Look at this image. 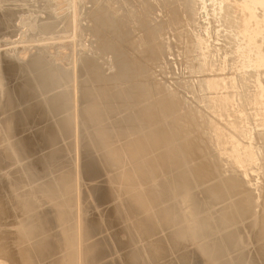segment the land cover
Returning <instances> with one entry per match:
<instances>
[{
	"label": "rangeland",
	"instance_id": "rangeland-1",
	"mask_svg": "<svg viewBox=\"0 0 264 264\" xmlns=\"http://www.w3.org/2000/svg\"><path fill=\"white\" fill-rule=\"evenodd\" d=\"M81 1L83 0H67L66 4L74 7V13L70 16V18H68V20L64 22L61 30L64 29L63 26L69 21V19L71 22V29L75 23L77 24L79 22L83 23V25L85 26H88L90 24L89 23L90 16L88 15L91 14V12L93 13L97 9H100L93 3L92 0H90L91 3L89 5L90 6L89 9H92V11L88 10V12H86V8L81 4ZM182 1L180 2V0L179 1L177 0V2L175 3L174 0L173 1L169 0V2H167V4H169L168 6L169 8L170 6H175V8L173 7L170 9L168 8L169 11L171 10V12H173L175 11V9L176 11L183 10L182 12L180 11L182 14H176V15L162 14L161 12L160 14H158L159 12L157 11L156 12L157 14H151V16L148 17V18L153 17L154 19L156 17L155 21L158 20L160 21L158 28L159 34L156 36V38L154 37L151 38V40L154 39L153 41H150L148 39L147 45L143 46V47H149V46L154 47V53L152 54V57H150L149 52H147L146 54L143 52L139 54L137 53L138 56L136 57H138V60H135V62L141 63V65H143L142 67H145L143 73L144 76L143 75L141 76V74L138 72L133 74L134 76L132 81L135 83V86H137V89L135 91H132V94L133 92H137L138 96L131 95L132 96L131 97L130 94L121 91L122 93H120V96L117 97L114 94L115 93L114 90L117 87V85L121 84L122 82L119 83L115 81L112 82L109 81V82H102L101 84L99 82H95V85L94 84L92 85L90 84L91 82H89L88 79H86L85 81L86 78L85 75L88 74L85 71L86 72V73L84 72L85 75H82V77L80 75L78 77L79 79L78 82H80L82 78H83L82 80L84 81V82L81 81L82 83L80 82L81 84L77 86L79 89L78 88L75 89L76 82L74 83V91L76 92V93L74 92L75 94L74 96L75 98L77 97L79 99L74 100L75 104H73L70 107L62 108L60 104V100L55 99L57 98V96L54 95L53 91H51L52 93L51 95L49 90L47 92L46 91L43 92L45 93L43 94L44 97L47 95L45 98L42 96L41 93L37 91L35 93L36 95L34 93L28 94L26 96V99L28 100L22 99L23 97L21 96L22 101L20 99L19 103L17 104L15 101L16 107L14 109L17 110L18 108L19 110H22V113L23 111L24 112L26 111L27 113V114L23 113L24 116L22 117V121L24 122H22L21 120L10 122V120H8L9 118L5 116L6 113L8 112V106H6L7 108L6 112L1 111L2 108H0V123L3 122V118L4 120L6 119L9 122V126L7 127V129L3 128V126H0V134L3 136V139L0 138V199H1L0 200V220H1L0 221V261H1L0 264H131V262L132 264L135 263L136 264H167V263L168 264H231V262L235 258H237L238 255L244 256L246 257V259L250 258L248 259V264H258V262L259 264L261 263L264 264V261H261L264 260V258L260 259L262 253L258 250L259 248L264 247V235H262L264 234L262 233L264 232V230H262L261 228L262 226H264V223H262L264 222L262 221L264 220V218L262 219L260 218V217H264V213H262L264 212V201L261 202V200H264L262 199V195H264L262 194L264 193V191L262 190L264 189H261L264 188V186H261L264 185V182H261L262 180H264V177H261L264 176V174H262L264 173L262 172L264 170L260 171L261 169H264V167H262L264 166V164H262L264 163V156H262L264 155V103L260 104V102H264V62H262L264 61V14H261L264 13V9L260 8V6L258 5L251 4V6H249V9H253V10H250L251 14L249 15L246 14L247 16H249L246 17L243 11L244 9H246V7H248L249 0H245V1L244 0H239V1L238 0H216V1L186 0L185 2L187 4H185L184 1L183 2ZM95 3L98 4L99 6V2L97 0ZM180 3L181 4L184 3L185 5L182 4L183 6H181L182 8H180ZM243 3H245V5ZM220 4L222 7L220 6ZM43 7H45V3H43L42 0H0V15L19 14L23 18H27L26 29L28 30V34H30V38H27V41L31 44L33 40H35V38H32L33 35L34 36L46 35L45 33L52 31L49 29L40 28V25L47 20L46 17L47 14L44 11L45 8ZM183 7L184 9L188 8L189 10L186 9L184 11ZM255 12L257 14H255ZM258 13H260L262 17L260 16V14L258 15ZM257 16L259 17V19L261 17L259 22ZM242 18L244 22L242 21ZM152 19L150 20L153 21L154 19L153 20ZM255 20L258 23H262V25L260 24L262 28L258 23L256 24ZM249 26L256 29L252 30ZM246 30L249 33V37H247L248 33L246 32ZM251 32L253 34L255 33V35H253ZM1 34L2 33H0V35ZM70 34L71 33L64 34V36L68 37L70 36ZM17 36L18 34L15 35L12 39L19 40V36L18 38ZM83 36H84L83 34L79 35V41H80L79 44L85 42L84 41L85 38ZM244 36L247 37V40L246 37ZM251 36L252 39L250 43ZM253 37L255 40L257 39V41H255ZM5 39H7V37H3V39L0 40L5 41ZM91 39L92 36L90 35L89 37L86 38V42L88 41L91 42L90 41ZM253 43H255L254 44L256 45L255 47ZM85 47L86 48H79V46H77V49H80L79 51L83 52L84 56L85 55L86 57L89 56V58H92L94 62H96L97 64L99 63L98 67L97 66H94L95 68L91 67L90 71H92V73L101 70L103 72L105 71L106 74H112L116 71L117 62H115L116 60L111 53L108 52L110 54L109 55L107 51H104V49L101 50L99 48V45L94 46L92 45V43H90V47L88 46ZM189 47L191 48L189 49ZM7 57L8 56H6V59ZM195 57H198L200 59ZM9 58H11L12 60L9 61ZM14 60L16 59H13L12 57H8L7 62L8 63L10 62L11 64L12 61L13 62L12 65H15V62L16 64L21 63L17 60L16 61ZM24 62L26 61H23V63ZM137 63L133 68H131L132 70H135L138 65L141 66L140 64ZM145 63H147L149 66ZM196 63L199 68L195 66ZM198 63H200V65ZM93 65L96 64L94 63ZM112 66L114 69L112 68ZM62 67H65V69ZM62 67L58 65L56 66L55 64L52 65L51 63H49V65L43 64L42 66H40V68L43 70V78L46 84L48 85V87L58 86V85H62L64 87L65 85L67 86V90H66L67 94H70L72 93L70 87V81H69L71 78L68 80L65 78H68V76L73 75L75 72H77V70L73 73L72 66L70 67L62 66ZM146 69L148 72L146 71ZM25 71L28 72V74ZM18 72L20 73V76L17 75ZM3 73L4 72L0 70V78L3 82V87L0 88V95L1 93H4L6 89L5 86L7 83H8L7 85H10L11 88H13L15 85L20 83L21 80L22 82L20 84H23L26 80L30 82L31 80H33V75H31L32 73L29 71L28 68H26L24 72L23 70L19 71L16 68V70L11 75L12 78L11 77H10L11 79L9 78L10 80L7 79V76H5V74ZM145 73H147V75H145ZM151 73L154 74L148 75ZM200 73H202L203 75ZM14 75H16L15 77L17 78L13 77ZM4 76L6 77L7 80H9L7 81V83ZM30 77L32 79H30ZM15 79L17 81L16 82L17 84L15 83ZM214 79L216 80L227 79V80L224 81L226 83L222 81L225 85L222 84L220 90L218 88L216 89V87L214 89V85L211 83V80ZM202 80L204 81L202 82ZM145 82L146 84H144ZM20 84H18L14 88L18 87ZM96 84L98 86H102V90H103L98 94H96L94 91L96 88ZM156 84L158 86L157 91H155V89L151 90L152 92L150 90H146L149 86L151 85L156 86ZM58 89L62 90L61 86H58ZM80 90L82 91V93L80 92ZM19 92H21V90H19ZM78 93L80 94L78 95ZM23 94L24 92L22 91V95ZM210 95L211 97H209ZM53 96L54 98H52L53 99L52 100L51 97ZM80 96L82 98V101L80 100ZM82 96L85 98V100ZM215 96L216 98H214ZM220 96H224L225 98L229 99L230 103L227 105L229 106L228 107L229 109L226 108L228 109L226 110L228 112L223 111L224 113L217 114V107H215L217 105L216 99H218ZM211 98L214 101L213 105L211 103L212 102ZM14 99L17 100V98L15 97ZM45 99H48V101H50L51 104L50 106H48L49 105L48 101ZM34 100L37 101L36 104L40 103L36 106L37 108L35 107L36 104ZM29 101H31V103ZM99 101L100 103L101 102L104 103L105 106L101 107L102 105L99 103ZM232 101L235 103H233ZM256 101L258 103H256ZM209 103L213 106L212 108H210L211 105ZM214 103L216 105H214ZM11 104L12 103L9 102L8 105L11 106ZM41 104H45V106ZM79 105H81L80 108ZM18 106L22 109H20ZM24 106H27L29 109L27 107L23 109ZM39 106L42 107L44 106L43 107L44 109L41 107L40 112H36V110L39 111L40 108ZM46 107L49 110L52 107L51 111H48ZM86 107L87 109H85ZM204 107H206L205 110L203 109ZM96 108L97 110L98 108H100L101 111H105V114L107 115H102V117H100V119L97 122L96 120L93 119L95 122L94 123L92 122V117L94 118L96 113L100 111L98 110L96 112ZM46 109L48 114L51 115V118L48 114L45 113ZM84 110H86L87 114H89L88 116L85 113H83L84 115L82 116V112H84ZM41 112L45 114L44 115L45 117L48 116L49 119L42 116ZM225 112L226 113L231 112L230 113L231 115H228ZM36 113L37 115L40 114L39 115L40 118L32 117V115L34 116L36 115ZM54 113H56V115ZM222 114L224 116L221 117ZM26 115L29 117H27ZM217 115H220L219 116L220 118H218ZM30 116L33 119L35 118V120L37 121L34 122L35 124H30L31 123ZM23 118L26 120H24ZM86 118L88 119L91 118V120H88L90 121L89 123L86 122L87 121ZM119 118H121V120L123 121H121ZM27 119H29L28 120L29 122L27 121ZM33 119L31 121H34ZM118 119L119 122H117ZM200 120L204 124H202ZM219 120L220 122H218ZM53 121L56 122H54L53 124L52 123ZM16 122L19 125L21 123L20 127H18L19 125L16 124ZM27 122L29 125L27 124ZM223 122H225V125ZM12 123H14V125ZM46 123H49L48 125L50 126L47 125L44 126ZM51 123L53 124V126H51ZM86 123L87 124L91 123L92 124L90 125L91 127ZM58 124L59 125L61 124L63 128H66V130H68L67 128L72 126L70 127L72 128V131L62 135L61 133L62 129L61 127L59 128V126H57ZM24 127H26L27 129ZM43 127H48L45 128L48 131H50L49 128L52 127L50 128L52 132H55L56 130L55 133L51 134V136H56L51 138L52 142L51 139L50 141L49 140L44 141L43 139L40 138L41 135H44L43 133L47 131ZM120 127L122 128L120 129ZM19 128L20 129L24 128V129L20 130ZM38 128L40 129L39 131L40 133H38L37 131ZM41 128L42 130L43 129L45 130V131L43 130V133H41L42 132ZM102 128L104 129V132ZM243 128H244V132L246 129L247 131L249 130L247 132L248 134L242 133L243 131L241 132ZM16 131L18 135L17 133H15ZM105 131H107L106 135L108 133L107 138L105 137L106 136L105 134L104 135L101 134L102 132L105 133ZM220 132L222 134H220ZM215 133L217 134L219 133L220 136L226 134L224 137L222 136V138H225L227 136L229 139H231L232 142L234 141L235 143L234 142L233 143L235 150L238 148L246 149L248 147L249 150L251 151V155L255 156V157L253 156L254 161L252 165L254 164L256 166L257 164L261 163V165H259L261 169L258 165H257L258 167L257 166L255 167L253 165L248 169L246 168V171H248V175L246 174L247 172L243 174V172L245 171L244 168L242 169L241 166L237 167L236 164L231 162L232 161L231 152H228V154L226 152L227 151L226 148L229 144L227 145L225 144V141H221L220 140L221 137L219 136V134L216 136ZM252 133L253 134L255 133L254 134L255 136ZM37 134L40 136L38 137ZM89 134L90 136H88ZM243 134L245 135L243 136ZM36 135L38 138H36ZM246 135L247 136L249 135L250 140L246 138L247 137ZM14 136L15 139H13ZM91 136L95 137L94 139L95 140L97 139V141L91 139L90 138ZM218 136L220 137L219 139ZM17 137L19 139H17ZM213 137H216V139L213 140ZM23 138L27 140L26 141L27 143L24 142L23 144L24 141ZM54 138L56 139V141H54L55 140ZM87 138H90L91 141ZM253 138L256 140H254ZM20 139L23 141H21ZM247 139L248 142L250 141L249 143L248 142L246 143ZM92 140L94 141L93 143ZM219 144L220 146H218ZM246 145H250V146L246 147ZM242 146H245L246 148ZM6 149H8L9 154H7ZM189 149H192L193 153ZM111 150H116V152L118 151L117 154L119 155V158L115 165H113V163H111L108 159L107 161L104 159V162L106 161L105 163L102 162L103 161L102 158L105 157L103 153L105 154V152ZM183 151L184 152L188 151L187 152L188 156ZM220 151L222 152L220 153ZM224 151L226 152V154H224ZM190 152H191L190 155L191 157L188 154ZM237 152H239V150ZM101 155H103V157ZM219 155L221 156V158ZM100 157L102 160H100ZM183 161L185 162V164ZM255 161L257 164H255ZM107 162L108 165H106ZM252 167L254 168L255 171L253 170ZM240 171H241V175H239ZM128 175L131 177V181L125 182V176ZM257 175L260 177L258 178ZM183 176L188 177V181L190 182V186H189L190 188H188V190L189 191L191 190L190 192L192 193V197L194 199H199L198 201H200V199H204L205 190H207L209 187H212V185L223 186L225 183H228L226 182L227 178L228 180H232V181L234 180V183H236L235 180H237V183L235 184L236 185L235 190H231L229 188V185L232 184L231 182L229 184H225L224 185L225 189L223 191V196L225 195L224 197L222 196L221 198H219V200L217 201L215 200L209 205L202 204L201 207L202 209L199 208L196 212L193 211L190 214L188 211L185 210V204L187 205V203L184 204V202L181 200L182 198H180V196L182 197L183 195L181 190H178L177 188V186L179 187L180 180L184 178ZM10 179L14 181L16 186L15 185L13 186ZM121 180L124 181L122 182ZM161 180L163 181L165 180V181L161 182ZM250 180L251 182L253 181L254 183L253 182L251 183ZM169 181L171 182L169 183ZM248 181L249 183L248 185H246L247 184L246 182ZM244 184L246 185V187ZM256 186L258 188L261 186V188L258 189ZM249 187H251L252 190H249L250 189ZM131 189H134L136 194H138L140 197L147 196L148 198H150L149 194H151L152 192L154 195V191L157 194L166 195L167 196L166 199L163 197L162 199L159 198V200L156 203L165 204L166 206H172L173 209H177L179 211V217L173 218L172 215H170V212L168 210H165L163 212L169 215L170 222L169 221H167L166 223L163 222V224L157 223L158 226L157 228H154L153 230L154 232L153 231L148 232L146 230V226L144 223V219H145L144 215L137 207L132 208V206L130 205L131 199L128 200L129 198L128 195ZM253 189L255 192L254 194H252ZM260 189L262 193L259 191ZM255 190H258L260 193L258 191L256 192ZM134 191H131L130 193L135 194ZM163 191L166 194L163 193ZM28 193L35 198H32ZM246 193L248 195L250 194L249 196L248 195L245 196L247 198L243 196V194L246 195ZM251 194L254 196L251 197L252 196ZM258 194L260 195L262 194V195L260 196ZM13 195L16 197L15 199H17L18 196H20L21 200H22L21 196L25 195L23 200L28 201V202L24 201L25 204L28 203L25 205V207H27V205L29 206L30 204L33 206L32 207L30 205V207H27L31 209L33 208L32 209L33 212L30 211V215L28 216V218L24 216L25 215L24 211L23 213H21L22 212L21 210L25 208L23 206V202L21 203L22 205L19 206L20 203L19 201L18 203L19 207L17 206V203H15V200L14 203L12 202L14 199V197H12ZM240 195L243 197L241 198ZM257 195L260 196L261 198L257 197ZM26 197L27 198L31 197L30 198L31 203L28 200L29 198L26 199ZM250 197L255 200H251ZM148 198L147 200H149ZM257 198H259V200ZM32 199L33 202L35 201L33 204H32ZM245 199L246 200L250 199L253 204L250 202V200L248 202ZM18 200L19 198L17 199V202ZM239 200L246 201L247 205L246 203L243 204ZM238 201H239L238 203L239 205H234ZM11 202H12V206L10 204ZM157 204L155 203L152 204V208L160 207L159 205L156 206ZM176 204L178 205L176 206ZM181 204L183 206H181ZM228 205L230 207H228ZM252 205L253 207H251ZM36 207L38 208L36 209ZM61 207L63 208L60 209ZM177 207H179L181 210ZM224 209L225 211L230 210L232 213L236 215V218L234 219L230 218L228 221L223 220L222 223L229 224L230 225L229 228L232 227L235 229L238 228L237 230L240 233L241 240L240 243H238L236 246L241 244L242 245L238 247L234 246V248H238V249H233L234 251L232 250L231 253L232 257L217 258L216 254L217 255L219 254L218 251L209 252L207 249L209 247L208 245L210 238H206L205 236L197 232L198 234L197 233L193 234L195 238L192 237L193 238L192 240L190 235L188 234L189 225L190 222H192L193 220H198L205 215L208 214L210 216H212L211 214L219 215L218 214L219 211L222 210L221 213H223ZM61 211L64 212L62 217L60 215ZM241 211H245V213L244 215L240 214L241 216L240 217L238 212L240 213ZM256 211H258L262 216H260L259 213L256 215L257 213ZM184 212H185V217L187 214L190 217L187 215V217L189 218L187 217L185 218L183 214ZM154 215L158 216L159 212H156ZM151 217L153 218V215ZM260 220L262 222H260ZM185 223L187 224L186 226ZM83 225L85 226L84 228L88 230L87 233L88 237L86 238H83L82 236ZM259 225L261 226L259 227ZM180 227L181 229H179ZM223 230L219 232L222 233ZM256 230L257 232L255 233ZM174 232L175 233L179 232L178 235H180V237L177 234H175V236L177 235L181 241L176 240L178 239V237L176 236L177 237L176 238L174 235L173 236L175 237L176 241L173 240L172 233ZM219 232L214 233L212 237L215 236L214 238H216L217 236H220ZM244 232L247 233V234L245 233L246 236ZM171 237H172V241H171ZM89 240L92 241V242L90 241V243L93 245V248L95 249L94 251L95 255H89L88 257L82 259V257L84 256L83 253H81L82 252L81 250H83V246L86 244V241L89 242ZM177 241L178 243H176ZM83 242L85 243L84 245ZM40 243L46 247L47 252L46 250L39 252ZM175 243L176 245L177 244L178 245L174 246ZM25 246L30 249L32 248L33 250H29ZM34 246L36 247L37 250L34 248ZM23 247L25 248L23 249ZM78 248H80V250H78ZM25 249L29 250L31 253L36 250L37 254L39 253L41 254H39L38 256L35 255L36 258L31 260L30 258L26 257V255H24L26 251ZM35 252H33L32 254H35ZM78 252L80 253V255ZM203 252L204 254H202ZM42 254H44L43 256L45 257H41ZM132 255L133 257H131ZM37 258H39V260ZM127 258L130 259L128 260ZM231 258H233V260ZM146 260H148L147 263Z\"/></svg>",
	"mask_w": 264,
	"mask_h": 264
},
{
	"label": "bare ground",
	"instance_id": "bare-ground-1",
	"mask_svg": "<svg viewBox=\"0 0 264 264\" xmlns=\"http://www.w3.org/2000/svg\"><path fill=\"white\" fill-rule=\"evenodd\" d=\"M43 1V3H45V7H43V8H45L44 9V11L46 12V17H47V20L43 23V24H41L40 25V28L41 29H43V28H45V29H49V30H52V31H50V32H48V33H45L46 35H41V36H39V35H36V36H34L33 35V37L32 38H35V40H33V42L30 44L28 41H27V38H30V34H28V30L26 29V24H27V18H23V17H21V15H16V14H2V15H0V33H2L1 35H0V39H3V37H7V39H5V41H1L0 40V63H1V66H0V70H2L4 73L3 74H5V76H7V79H9L10 77H11V75H12V73L16 70V68H17V70H19V71H22L23 70V72H24V70L26 69V68H28L29 69V71L32 73L31 75H33V80H31V82L30 81H28V80H26L23 84H20L21 82H22V80H21V82L20 83H18V84H20L18 87H16V88H14L15 86H17L18 84L16 83L17 81H16V79H15V83L17 84V85H13L12 87L13 88H11V86L10 85H7L8 83H7V81H9V80H7L6 79V77H5V80H6V86H5V91H4V93H1V95H0V108H2L1 109V111H7V108H6V106H8V112L6 113V115L5 116H7L8 118V120H10V122L12 121H19V120H21L22 121V117L24 116L23 115V113H26V111L24 112L23 111V113H22V110H19L18 108H17V110H15L14 108L16 107V104L17 103H19V101H20V99H21V96L23 97L22 99H25V100H28V99H26V96L28 95V94H30V93H36L37 91L39 92V93H41L42 94V96H43V94H45V93H43L44 91H49L50 93H51V91H53L54 92V95L55 96H57V98H55V99H57V100H60V104H61V107L62 108H66V107H70V106H72L73 104H75V102H74V100H76V99H79V98H75V94H74V83L76 82V85H75V89H77L78 87V85L79 84H81L82 82L81 81H83L82 79H81V83L80 82H78V77L81 75V77H82V75H85L84 74V72L86 71L88 74L87 75H85L86 76V78H85V81H86V79H88V81L89 82H91L90 84H94L95 85V82H99L100 84L102 83V82H109V81H115V82H122L121 84H119V85H117V87L115 88V90H114V94H115V96H117V97H119L120 96V93H122L121 91H123L124 93H127V94H130V96L132 95H137L138 96V93L137 92H133V94H132V91H135L136 89H137V86H135V83L132 81L133 80V74L134 73H136V72H138V73H140L141 74V76L143 75L144 76V70H145V67H142L143 65H141V63H137V62H135V60H138V57H136V56H138L137 55V53L139 54V53H147V52H149L150 53V57H152V54L154 53V47H152V46H149V47H143V46H145V45H147V43H148V39L150 40V41H153L154 39H152L151 40V38L152 37H154V38H156V36L159 34V30H158V28H159V23H160V21L158 20V21H155V19H156V17H155V19L153 18V17H151V18H148V17H150L151 16V14H157L156 12L158 11L159 13L158 14H160V12L162 13V14H182L181 12L183 11V10H180V11H176V9H175V11H173V12H171V10L169 11L168 10V6H169V4H167V2H169V0H97L98 2H99V6H98V4H96L95 2H96V0H92L93 1V3L97 6V7H99L100 9H97L95 12H91V14H89L88 16H90V18H89V25L88 26H85V25H83V23H75L73 26H72V29H71V22H70V19H69V21L63 26V28L64 29H62L61 30V28H62V25L64 24V22L66 21V20H68V18H70V16L74 13V7L73 6H69L68 4H66V2H67V0H42ZM173 1V0H172ZM179 1V0H178ZM182 0H180V2H181ZM184 1V3L185 4H187L185 1L186 0H183ZM182 1V2H183ZM204 1V0H203ZM216 1V0H215ZM239 1V0H238ZM245 1V0H244ZM174 2L176 3L177 2V0H174ZM190 2V1H189ZM242 2V1H241ZM90 3H91V1L90 0H83V1H81V4L86 8V12H88V10H90V11H92V9H89V5H90ZM184 3H182L183 5H185ZM222 3V2H221ZM224 3V2H223ZM181 3H180V8H182L181 6H183ZM225 4V3H224ZM244 5H245V3H243ZM242 4V5H243ZM249 5H248V7H246V9H244V11H243V13H244V15H249V14H251V11L250 10H253V9H249V6H251V4L252 5H258V6H260V8H262V9H264V0H249V3H248ZM199 5V4H198ZM197 5V6H198ZM247 5V4H246ZM188 6V5H187ZM220 6H221V4H220ZM175 8V6H170V8ZM186 7V6H185ZM222 7V6H221ZM244 7V6H243ZM254 7V6H253ZM257 7V6H256ZM169 8V9H170ZM200 8H202V7H200ZM183 9H184V7H183ZM186 9H188V8H186ZM186 9H184V11L186 10ZM195 9H196V7H195ZM204 9V8H203ZM243 9V8H242ZM257 9V8H256ZM178 10H179V8H178ZM189 10V9H188ZM258 10V9H257ZM216 11V10H215ZM239 11V10H238ZM261 11V10H260ZM184 13V12H183ZM150 14V15H149ZM255 14H257L256 12H255ZM260 13H258V15H259ZM261 14H264V13H261ZM261 14H260V16H261ZM175 15H174V17H175ZM246 15V17H249V16H247ZM254 15V14H253ZM253 15H252V17H253ZM152 16H154V15H152ZM166 17V16H165ZM170 17V16H169ZM244 17V16H243ZM258 17V16H257ZM262 17V16H261ZM261 17H260V19H261ZM154 20H153V19ZM150 19H152L153 21H151ZM178 19V18H177ZM245 19V18H244ZM255 19V18H254ZM259 17H258V22H259ZM172 20H173V18H172ZM256 20H257V18H256ZM256 20H255V22H256ZM178 21V20H177ZM176 21V22H177ZM242 21L244 22V20H243V18H242ZM249 21V20H248ZM248 21H247V23H248ZM181 22V21H180ZM250 22V21H249ZM251 22H252V20H251ZM258 22H256V24L258 23ZM245 24V23H244ZM259 25L261 24L262 25V23H258ZM177 25V24H176ZM246 25V24H245ZM250 25V24H249ZM260 25V26H261ZM251 26V25H250ZM249 26V27H250ZM253 26V25H252ZM255 26V25H254ZM259 26V27H260ZM247 28V27H246ZM252 30L253 29H256V28H252V27H250ZM258 28V27H257ZM261 28H262V26H261ZM69 29H71V30H69ZM242 29H243V27H242ZM245 29V28H244ZM247 30H249V29H247ZM246 30V32L248 33V31ZM251 31V30H250ZM258 31V30H257ZM242 32H243V30H242ZM255 32H256V30H255ZM260 32V31H259ZM69 33H71L70 34V36H68V37H70V38H68V37H65L64 36V34H69ZM246 33V34H247ZM252 33V32H251ZM251 33H250V35H251ZM262 33V32H261ZM18 34V36H19V40H13L12 38L15 36V35H17ZM81 34H83L84 36V38H85V42H82V43H80L79 44V35H81ZM253 34V33H252ZM49 35V36H48ZM92 36V39L90 40L91 42H86V38L87 37H89V36ZM248 35V36H247ZM246 36L247 37H249V33L247 34ZM253 35H255V33L253 34ZM18 36H17V38H18ZM246 36H244V37H246ZM261 36V35H260ZM74 37H75V40H74ZM247 37H246V40H247ZM16 38V37H15ZM14 38V39H15ZM16 38V39H17ZM73 38V39H72ZM239 38H241V37H239ZM236 39V38H235ZM237 39H238V37H237ZM251 39H252V36H251V38H250V43H251ZM253 39H254V37H253ZM245 40V41H246ZM255 40V39H254ZM254 40H252V41H254ZM249 41V40H248ZM247 41V42H248ZM255 41H257V39L255 40ZM243 42V41H242ZM260 42V41H259ZM90 43H92V45H94V46H97V45H99V48L101 49V50H103L104 49V51H107V53L109 52V53H111L113 56H114V58H115V62H117L116 63V71L114 72V73H112V74H106L105 73V71L103 72V71H101V70H98V71H96L95 73H92V71H90L91 70V67H94V66H97L98 67V65H99V63L97 64L96 62H94L93 60H92V58H89V56H87L86 57V55L84 56L83 55V52H81V51H79L80 49H77V46H79V48H86L85 46H88V47H90ZM237 43V42H236ZM153 44V43H152ZM245 44V43H244ZM255 43H253V45H254ZM149 45V44H148ZM251 45V44H250ZM252 45V46H253ZM235 46V45H234ZM256 45H254V47H255ZM241 47V46H240ZM248 47V46H247ZM251 47V46H250ZM191 47H189V49H190ZM237 48H238V46H237ZM257 48V47H256ZM244 49V48H243ZM247 49V48H246ZM255 49V48H254ZM157 50V49H156ZM140 51V52H139ZM159 51V50H158ZM236 51V50H235ZM243 51V50H242ZM247 51V50H246ZM253 51V50H252ZM251 51V52H252ZM124 52H126V53H124ZM161 52V51H160ZM188 52V51H187ZM201 52V51H200ZM204 52V51H203ZM108 53V54H109ZM193 53V52H192ZM249 53V52H248ZM253 53V52H252ZM160 54H162V53H160ZM110 55V54H109ZM156 55V54H155ZM189 55V54H188ZM247 55V54H246ZM6 56H8V57H12L13 59H16L17 61H19V62H21V63H17L16 64V62H15V65H12L13 64V62L11 61V64H10V62L8 63L7 62V60H8V57H7V59H6ZM196 56V55H195ZM245 56V55H244ZM250 57V56H249ZM146 58V57H145ZM144 58V59H145ZM195 58H198V57H195ZM254 58V57H253ZM111 59V58H110ZM142 59V58H141ZM198 59H200V58H198ZM249 59V58H248ZM262 59V58H261ZM10 60H12L11 58H9V61ZM16 60H14V61H16ZM143 60V59H142ZM160 60V59H159ZM23 61H26V62H24L23 63ZM113 61V60H112ZM112 61H111V63H112ZM144 61H146V60H144ZM196 61V60H195ZM248 61V60H247ZM246 61V62H247ZM260 61V60H259ZM45 62V63H44ZM51 63L52 65L53 64H55L56 66L58 65V66H60V67H62V66H72V72L74 73L76 70H77V72H75V73H77V74H73V75H70V76H68V78H65V79H70L69 81H70V87H71V90H72V93H70V94H67V92H66V90H67V86H65L64 85V87L62 86V85H58V86H61V89L62 90H60V89H58V86H51V87H48V85L46 84V82H45V80H44V78H43V70L40 68V66H42L43 64H48L49 65V63ZM129 63V65H128V63ZM143 62V61H142ZM152 62V61H151ZM201 62V61H200ZM262 62H264V61H262ZM96 64V65H93V64ZM136 63L137 64H140L141 66H137L136 67V69L135 70H132L131 68H133L135 65H136ZM154 63V62H153ZM152 63V64H153ZM158 63V62H157ZM251 63V62H250ZM259 63V62H258ZM145 64H147V63H145ZM199 65H200V63H198ZM203 64V63H202ZM205 64H207V63H205ZM261 64V63H260ZM148 65V64H147ZM246 65V64H245ZM249 65V64H248ZM255 65V64H254ZM108 66V65H107ZM114 66V65H113ZM113 66H112V68H113ZM149 66V65H148ZM196 67H198L197 66V63H196V65H195ZM202 66V65H201ZM241 66V65H240ZM130 67V68H129ZM188 67V66H187ZM254 67V66H253ZM62 68H64L65 69V67H62ZM66 68H68V67H66ZM95 68V67H94ZM192 68V67H191ZM199 68V67H198ZM203 68H205V67H203ZM15 69V70H14ZM68 69H70V68H68ZM100 69V68H99ZM114 69V68H113ZM150 69V68H149ZM206 69H207V67H206ZM196 70V69H195ZM146 71H147V69H146ZM150 71V70H149ZM200 71V70H199ZM207 71V70H206ZM206 71H204V72H206ZM26 72V71H25ZM61 72V71H60ZM85 72V73H86ZM109 72V71H108ZM148 72V71H147ZM201 72V71H200ZM19 73V72H18ZM17 73V75H19L20 76V73L18 74ZM27 74H28V72H26ZM62 73V72H61ZM64 73V72H63ZM16 74V73H15ZM24 74V73H23ZM26 74V75H27ZM30 74V73H29ZM65 74V73H64ZM154 74V73H153ZM152 73L151 74H148V75H153ZM200 74H202V73H200ZM206 74V73H205ZM145 75H147V73H145ZM203 75V74H202ZM207 75V74H206ZM211 75V74H210ZM217 75V74H216ZM16 75H14L13 77H15ZM136 76V75H135ZM220 76V75H219ZM66 77H67V75H66ZM224 77V76H223ZM15 78H17V77H15ZM23 78H24V75H23ZM29 78V77H28ZM28 78H26V79H28ZM76 78H77V80H76ZM206 78V77H205ZM208 78V77H207ZM218 78V77H217ZM22 79V78H21ZM30 79H32L31 77H30ZM110 79V80H109ZM135 79V78H134ZM223 79V78H222ZM220 80V79H214V80H211V83L214 85V89H215V87H216V89L218 88V89H220L221 90V86H222V84L223 85H225L224 83H226V82H224V81H226V80ZM13 80V79H12ZM76 80V81H75ZM91 80V81H90ZM140 80V79H139ZM144 80V79H143ZM250 80V79H249ZM34 81V82H33ZM204 80H202V82H203ZM210 81V80H209ZM215 81V82H214ZM224 83H223V82ZM234 81V80H233ZM10 82H12V81H10ZM84 82V81H83ZM88 82V83H89ZM198 82V81H197ZM14 83V84H15ZM86 83V82H85ZM154 83V82H153ZM152 83V84H153ZM229 83V82H228ZM144 84H146V82L144 83ZM160 84V83H159ZM193 84H195V83H193ZM201 84V83H200ZM12 85V84H11ZM143 85V84H142ZM203 85V84H202ZM207 85H208V82H207ZM227 85V84H226ZM82 86V85H81ZM147 86V85H146ZM161 86V85H160ZM204 86H206V85H204ZM260 86V85H259ZM3 87V82H2V80H1V78H0V88H2ZM80 87V86H79ZM148 87V86H147ZM155 87V88H154ZM242 87V86H241ZM83 88V87H82ZM157 88H158V86H157V84H156V86H154V85H151V86H149L146 90H154L155 89V91H157ZM200 88V87H199ZM198 88V89H199ZM51 89H54V90H51ZM79 89V88H78ZM208 89V88H207ZM213 89V88H212ZM19 90H21V92H19ZM64 90V91H63ZM83 90V89H82ZM93 90V89H92ZM145 90V91H146ZM197 90V89H196ZM22 91L24 92V94L22 95ZM95 93L96 94H98V93H100V92H102L103 90H102V86H98L97 84H96V88H95ZM142 91V90H141ZM140 91V92H141ZM149 91V92H150ZM154 91V92H155ZM200 91V90H199ZM215 91V90H214ZM77 92H79V91H77ZM80 92L82 93V91L80 90ZM152 92V91H151ZM176 92V91H175ZM195 92V91H194ZM213 92V91H212ZM217 92V91H216ZM240 92V91H239ZM76 93V92H75ZM157 93V92H156ZM201 93V92H200ZM204 93V92H203ZM218 93H220V92H218ZM21 94V95H20ZM48 94V93H47ZM80 93H78V95H79ZM241 94V93H240ZM239 94V95H240ZM260 94V93H259ZM36 95V94H35ZM40 95V94H39ZM51 95H52V93H51ZM50 95V96H51ZM83 95V94H82ZM84 95H86V94H84ZM107 95V94H106ZM122 95V94H121ZM222 95V94H221ZM242 95V94H241ZM246 95V94H245ZM33 96V95H32ZM47 96V95H46ZM45 96V97H46ZM123 96V95H122ZM131 96V97H132ZM156 96V95H155ZM195 96V95H194ZM198 96V95H197ZM251 96V95H250ZM261 96V95H260ZM14 97L15 98H17V100H15L14 99ZM44 97V96H43ZM44 97V98H45ZM83 97V96H82ZM209 97H211V95L209 96ZM237 97V96H236ZM27 98H29V97H27ZM31 98V97H30ZM52 98H54V96L53 97H51V99ZM84 98V97H83ZM88 98V97H87ZM206 98V97H205ZM204 98V99H205ZM208 98V97H207ZM213 98V97H212ZM211 98V99H212ZM214 98H216V96L214 97ZM231 98V97H230ZM240 98H241V96H240ZM239 98V99H240ZM252 98V97H251ZM250 98V99H251ZM22 99H21V101H22ZM99 99V98H98ZM142 99V98H141ZM180 99V98H179ZM203 99V100H204ZM210 99V100H211ZM238 99V98H237ZM244 99V98H243ZM246 99V98H245ZM248 99V98H247ZM254 99V98H253ZM260 99V98H259ZM39 100V99H38ZM43 100V99H42ZM45 100H47L48 101V99H45ZM53 100V99H52ZM80 100L82 101V98H81V96H80ZM84 100H85V98H84ZM103 100V99H102ZM113 100V99H112ZM125 100V99H124ZM136 100V99H135ZM146 100V99H145ZM196 100V99H195ZM232 100V99H231ZM256 100V99H255ZM261 100V99H260ZM259 100V101H260ZM15 101H16V104H15ZM18 101V102H17ZM35 101V100H34ZM78 101V100H77ZM87 101V100H86ZM153 101V100H152ZM184 101V100H183ZM216 101H217V105L214 103V105H216L215 107H217V114H221V113H224L223 111H226V110H228L229 108V106H227L229 103H230V100L229 99H227V98H225L224 96H220L218 99H216ZM237 101V100H236ZM247 101V100H246ZM262 101V100H261ZM9 102H11L12 104H11V106H9L8 104H9ZM28 102V101H27ZM30 103H31V101H29ZM36 102L37 101H35V104H36ZM42 102V101H41ZM44 102H46V101H44ZM55 102V101H54ZM57 102V101H56ZM96 102V101H95ZM135 102V101H134ZM201 102V101H200ZM213 99H212V105H213ZM233 102V101H232ZM255 102V101H254ZM43 103V102H42ZM86 103V102H85ZM99 103H100V101H99ZM121 103V102H120ZM202 103V102H201ZM208 103V102H207ZM233 103H235V102H233ZM249 103V102H248ZM251 103V102H250ZM256 103H258L257 101H256ZM255 103V104H256ZM261 103H264V102H260V104ZM23 104V103H22ZM21 104V105H22ZM28 104V103H27ZM38 104H40V103H38ZM38 104H36L35 105V107L38 105ZM47 104V103H46ZM48 106H50L51 104H50V101H48ZM56 104V103H55ZM59 104V103H58ZM102 106L101 107H103V106H105L104 105V103H100ZM134 104V103H133ZM146 104V103H145ZM190 104V103H189ZM210 104V103H209ZM19 105V104H18ZM20 105V106H21ZM31 105V104H30ZM41 105H44L45 106V104H41ZM82 105V104H81ZM81 105H79V108H80V106ZM99 105V104H98ZM147 105V104H146ZM169 105H171V104H169ZM211 105V104H210ZM211 105V107L210 108H212L213 106ZM234 105V104H233ZM242 105V104H241ZM249 105V104H248ZM43 106V107H44ZM56 106V105H55ZM77 106V105H76ZM76 106H75V108H76ZM83 106V105H82ZM86 106V105H85ZM93 106H95V105H93ZM161 106V105H160ZM227 106V107H226ZM19 107V106H18ZM25 107H27V106H24L23 107V109L25 108ZM40 107V108H39ZM38 108H39V111H37L36 110V112H40V109H41V107L42 106H39ZM42 107V108H43ZM57 107V106H56ZM88 107V106H87ZM87 107L85 108V109H87ZM100 107V106H99ZM232 107V106H231ZM230 107V108H231ZM234 107V106H233ZM241 107V106H240ZM20 108V107H19ZM28 108V107H27ZM37 108V107H36ZM47 108V107H46ZM74 108V109H75ZM90 108V107H89ZM138 108V107H137ZM205 108L206 107H204L203 109L205 110ZM226 108H228V109H226ZM20 109H22V108H20ZM29 109V108H28ZM44 109V108H43ZM48 109V108H47ZM47 109H46V114H48V112H47ZM51 109H52V107H51ZM51 109L49 110L48 109V111H51ZM61 109V108H60ZM68 109V108H67ZM94 109V108H93ZM103 109V108H102ZM216 109V108H215ZM234 109V108H233ZM31 110H32V108H31ZM35 110V109H34ZM89 110V109H88ZM98 110H100V108H98ZM97 110V108H96V112L98 111ZM118 110V109H117ZM182 110V109H181ZM210 110V109H209ZM214 110V109H213ZM232 110V109H231ZM42 111V110H41ZM44 111V110H43ZM53 111V110H52ZM81 111V110H80ZM79 111V112H80ZM159 111V110H158ZM173 111V110H172ZM240 111V110H239ZM33 112V111H32ZM76 112V111H75ZM179 112V111H178ZM209 112V111H208ZM214 112V111H213ZM212 112V113H213ZM226 112H228V111H226ZM225 112V113H226ZM34 113H35V111H34ZM42 113V116H44L45 114H43V112H41ZM83 113H85V114H87V112H86V110H84V112H82V116L84 115ZM89 113H92V112H89ZM150 113V112H149ZM160 113V112H159ZM199 113V112H198ZM231 113V112H230ZM230 113H226V114H228V115H231ZM236 113V112H235ZM27 114V113H26ZM32 114V113H31ZM55 115H56V113H54ZM164 114V113H163ZM193 114V113H192ZM209 114V113H208ZM215 114V113H214ZM241 114V113H240ZM2 115H4V114H2ZM30 115V114H29ZM36 115H37V113H36ZM32 115V117H37V118H40V114L39 115ZM49 116H50V118H51V115L50 114H48ZM89 114H87V116H88ZM102 115H107V114H105V111H99V112H97L96 113V115H95V117L93 118L92 117V122H94V120H96V122L100 119V117H102ZM129 115V114H128ZM146 115V114H145ZM144 115V116H145ZM227 115V116H228ZM27 116V115H26ZM25 116V117H26ZM39 116V117H38ZM41 116V117H42ZM81 116V117H82ZM87 116H84V117H87ZM91 116V115H90ZM143 116V117H144ZM162 116V115H161ZM171 116V115H170ZM169 116V117H170ZM173 116H174V114H173ZM176 116V115H175ZM216 116V115H215ZM218 116V118H220L219 116L220 115H217ZM222 116H224L223 114L221 115V117ZM27 117H29V116H27ZM45 117V116H44ZM165 117V116H164ZM164 117H162V118H164ZM178 117V116H177ZM226 117V116H225ZM230 117V116H229ZM228 117V118H229ZM45 118H48V116H46ZM54 118V117H53ZM52 118V119H53ZM150 118V117H149ZM200 118V117H199ZM202 118V117H201ZM208 118V117H207ZM218 118H217V120H218ZM239 118V117H238ZM241 118V117H240ZM24 119V118H23ZM30 119L32 120L33 118H31V116H30ZM49 119V118H48ZM47 119V120H48ZM51 119V120H52ZM61 119V118H60ZM87 119V123H89L90 121H88V120H91V118L90 119H88V118H86ZM94 119V120H93ZM120 120H121V118H119ZM119 119L117 120V122H119ZM185 119V118H184ZM247 119V118H246ZM2 120V119H1ZM24 120H26V119H24ZM29 119H27V121H28ZM30 120V124H35L34 122L36 121L35 120V118L33 119L34 121H31ZM54 120V119H53ZM62 120V119H61ZM203 120V119H202ZM237 120H239V119H237ZM20 121V122H21ZM50 121V120H49ZM60 121V120H59ZM66 121V120H65ZM85 121V120H84ZM103 121V120H102ZM106 121V120H105ZM121 121H123V120H121ZM194 121V120H193ZM201 121V120H200ZM208 121V120H207ZM22 122H24V121H22ZM26 122V121H25ZM29 122V121H28ZM28 122H27V124H28ZM33 122V123H32ZM37 122V121H36ZM39 122V121H38ZM51 122V121H50ZM54 122H56V121H53L52 123L54 124ZM91 122V123H92ZM101 122V121H100ZM114 122H115V120H114ZM181 122V121H180ZM195 122V121H194ZM213 122V121H212ZM218 122H220V120L218 121ZM40 123V122H39ZM51 123V126H53V124ZM86 123V124H87ZM87 124V125H92V124ZM95 123V122H94ZM102 123V122H101ZM105 123V122H104ZM103 123V124H104ZM134 123H135V121H134ZM193 123V122H192ZM201 123H202V121H201ZM224 123V125H225V122H223ZM238 123V122H237ZM240 123V122H239ZM250 123V122H249ZM13 125H14V123H12ZM16 124H18L17 122H16ZM23 124V123H22ZM36 124H38V123H36ZM49 123H46L44 126H50V125H48ZM121 124V123H120ZM199 124H200V122H199ZM202 124H204V123H202ZM253 124H255V123H253ZM19 125V124H18ZM20 125H21V123H20ZM20 125L18 126V127H20ZM26 125V124H25ZM29 125V124H28ZM27 125V126H28ZM190 125V124H189ZM211 125V124H210ZM214 125V124H213ZM228 125V124H227ZM240 125H243V124H240ZM246 125V124H245ZM249 125V124H248ZM258 125V124H257ZM0 126H3V128H6L7 129V127L9 126V122L5 119L4 120V118H3V122H1L0 123ZM57 126H59V128L61 127V129H62V135H64L65 133H69L70 131H72V128H70V127H72V126H70L69 128H67L68 130H66V128H63L62 127V125L60 124H58ZM129 126V125H128ZM135 126V125H134ZM217 126V125H216ZM239 126V125H238ZM260 126V125H259ZM23 127V126H22ZM66 127V126H65ZM83 127V126H82ZM81 127V128H82ZM91 127V126H90ZM197 127V126H196ZM224 127H226V126H224ZM241 127V126H240ZM251 127V126H250ZM255 127V126H254ZM14 128V127H13ZM24 128H26V127H24ZM23 128V129H24ZM36 128V127H35ZM44 129L45 128H48V127H43ZM50 128H52V127H50ZM49 128V130L51 131V129ZM94 128V127H93ZM122 127H120V129H121ZM216 128V127H215ZM15 129H17V128H15ZM20 129V128H19ZM22 129V128H21ZM20 129V130H21ZM22 129V130H23ZM27 129V128H26ZM43 129V130H44ZM54 129V128H53ZM52 129V130H53ZM55 129H56V127H55ZM54 129V130H55ZM64 129V130H63ZM103 129V128H102ZM110 129V128H109ZM119 129V128H118ZM214 129V128H213ZM223 129V128H222ZM246 129V128H245ZM32 130V129H31ZM43 130H42V128H41V133H43ZM45 130H47V129H45ZM44 130V131H45ZM53 130V131H54ZM59 130V129H58ZM85 130V129H84ZM91 130V129H90ZM216 130V129H215ZM217 130H218V128H217ZM251 130V129H250ZM260 130V129H259ZM258 130V131H259ZM15 131V130H14ZM30 131V130H29ZM38 133H40L39 131H40V129L38 128ZM50 131H46L45 133H43L44 135H41V139H43L44 141L45 140H49L50 141V139L51 138H53V137H56V136H51V134L52 133H55L56 132V130H55V132H50ZM61 131V130H60ZM75 131H76V129H75ZM83 131V130H82ZM121 131V130H120ZM128 131V130H127ZM240 131V130H239ZM243 131V132H242ZM249 131V130H248ZM247 131V129L245 130V132H244V128H243V130H241V132L242 133H247L248 132ZM255 131H257V130H255ZM32 132V131H31ZM84 132V131H83ZM103 132H104V129H103ZM101 133V134H105L106 135V132L107 131H105V133ZM156 132V131H155ZM214 132H217V131H214ZM214 132H213V134H214ZM218 132H219V130H218ZM223 132V131H222ZM15 133H17V131L15 132ZM20 133V132H19ZM37 133V132H36ZM76 133V132H75ZM209 133V132H208ZM225 133V132H224ZM240 133V132H239ZM241 133V134H242ZM25 134H27V133H25ZM113 134V133H112ZM216 134V136L219 134H217V133H215ZM220 134H222L221 132H220ZM220 134H219V136H220ZM248 134V133H247ZM253 134V133H252ZM251 134V135H252ZM255 134V133H254ZM253 134V135H254ZM260 134V133H259ZM4 135V134H3ZM17 135H18V133H17ZM20 135V134H19ZM34 135V134H33ZM38 135V134H37ZM37 135H36V138H38L40 135H38V137H37ZM97 135V134H96ZM107 135H108V133H107ZM107 135L105 136L106 138H107ZM226 135V134H225ZM225 135H222L223 137L225 136ZM228 135V134H227ZM245 134H243V136H244ZM250 135V134H249ZM249 135L246 137V138H248L249 139ZM24 136V135H23ZM22 136V137H23ZM43 136V137H42ZM76 136V135H75ZM88 136H90V134L88 135ZM100 136V135H99ZM211 136V135H210ZM218 136V139L221 137L222 138V136H220L219 137ZM255 136V135H254ZM19 137V136H18ZM17 137V139H19ZM21 137V138H22ZM26 137V136H25ZM24 137V138H25ZM35 137V136H34ZM84 137H85V135H84ZM252 137V136H251ZM258 137V136H257ZM0 138H2L3 139V136L0 134ZM23 138V139H24ZM27 138V137H26ZM32 138V137H31ZM30 138V139H31ZM91 139H93L94 141H97V139L95 140L94 138L95 137H90ZM90 138H87V139H89L90 140ZM175 138V137H174ZM183 138V137H182ZM220 138V140L221 141H225V144H229L228 146H227V148H226V152H227V154H228V152H231V157H232V161L231 162H233L234 164H236L237 165V167L238 166H241V168L243 169L244 168V172H243V174L245 173V172H247L246 174L248 175V171H246V168L248 169V168H250L251 166H253L252 165V163H253V161H254V157L251 155V151L249 150V148L247 147V146H250V145H246V147L245 146H242V147H245L246 149H236L235 150V148H234V143L231 141V139H229L227 136L225 137V138H222L221 139ZM13 139H15V136H14V138ZM33 139V138H32ZM55 139V138H54ZM53 139V140H54ZM216 139V137H213V140H215ZM248 139H247V141L246 140H244V141H246V143L248 142ZM254 139V138H253ZM21 140V139H20ZM84 140V139H83ZM92 140V143L94 142ZM183 140V139H182ZM235 140V139H234ZM250 140V139H249ZM254 140H256V139H254ZM21 141H23V140H21ZM27 140H25L24 139V141H23V144H24V142H26ZM39 141V140H38ZM41 141V140H40ZM46 141V142H47ZM54 141H56V139L54 140ZM91 141V140H90ZM98 141H99V139H98ZM112 141V140H111ZM117 141V140H116ZM193 141V140H192ZM196 141V140H195ZM18 142V141H17ZM32 142H33V140H32ZM51 142H52V139H51ZM118 142V141H117ZM176 142V141H175ZM187 142V141H186ZM237 142V141H236ZM241 142V141H240ZM250 142V141H249ZM248 142V143H249ZM253 142V141H252ZM261 142V141H260ZM27 143V142H26ZM50 143V142H49ZM88 143V142H87ZM91 143V144H92ZM244 143V142H243ZM243 143H242V145H243ZM51 144V143H50ZM90 144V145H91ZM98 144V143H97ZM148 144V143H147ZM188 144V143H187ZM205 144V143H204ZM245 144V143H244ZM235 145H237V144H235ZM239 145V144H238ZM252 145V144H251ZM53 146V145H52ZM77 146V145H76ZM99 146V145H98ZM114 146V145H113ZM192 146V145H191ZM202 146H204V145H202ZM218 146H220V144L218 145ZM253 146V145H252ZM260 146V145H259ZM40 147V146H39ZM112 147V146H111ZM110 147V148H111ZM106 148H109V147H106ZM178 148H179V146H178ZM185 148V147H184ZM196 148V147H195ZM220 148V147H219ZM218 148V149H219ZM241 148V147H240ZM197 149V148H196ZM199 149V148H198ZM202 149V148H201ZM212 149V148H211ZM222 149V148H221ZM224 149V148H223ZM250 149H251V147H250ZM253 149H255V148H253ZM252 149V150H253ZM55 150V149H54ZM184 150V149H183ZM191 152H192V149H189ZM194 150V149H193ZM204 150H205V148H204ZM215 150V149H214ZM239 150V152H237ZM256 150H258V149H256ZM260 150V149H259ZM58 151H60V150H58ZM126 151V150H125ZM168 151V150H167ZM196 151V150H195ZM219 151V150H218ZM218 151H216V152H218ZM6 152H7V154H9V151H8V149H6ZM56 152V151H55ZM54 152V153H55ZM118 152V151H117ZM117 152H116V150H111V151H108V152H105V154L103 153V155L105 156L104 158H102L103 159V161L102 162H104V159L107 161V159L111 162V163H113V165H115L116 164V162L118 161V158H119V155L117 154ZM122 152V151H121ZM177 152V151H176ZM184 152V151H183ZM188 152V151H187ZM187 152L185 151L184 153H186V155H187ZM191 152L190 153H188L189 154V156L191 155ZM222 151H220V153H221ZM226 152L224 151V154H226ZM255 152V151H254ZM123 153V152H122ZM178 153V152H177ZM193 153V152H192ZM93 154V153H92ZM126 154V153H125ZM202 154V153H201ZM210 154V153H209ZM219 154V153H218ZM223 154V153H222ZM252 154H254V153H252ZM103 155H101L102 157H103ZM121 155V154H120ZM257 155V154H256ZM259 155V154H258ZM89 156V155H88ZM122 156V155H121ZM188 156V155H187ZM220 156V155H219ZM218 156V157H219ZM262 156H264V155H262ZM55 157V156H54ZM184 157H186V156H184ZM191 157V156H190ZM189 157V158H190ZM200 157H202V156H200ZM121 158V157H120ZM123 158V157H122ZM128 158V157H127ZM139 158V157H138ZM205 158V157H204ZM210 158V157H209ZM220 158H221V156H220ZM89 159V158H88ZM101 159V157H100V160H102ZM195 159V158H194ZM255 159H257V158H255ZM141 160V159H140ZM209 160V159H208ZM105 161V162H106ZM108 161V162H109ZM169 161V160H168ZM204 161V160H203ZM220 161V160H219ZM58 162V161H57ZM100 162V161H99ZM104 162V163H105ZM108 162L106 163V165H108ZM123 162H125V161H123ZM130 162V161H129ZM184 162V161H183ZM182 162V163H183ZM210 162H212V161H210ZM257 162H259V161H257ZM83 163V162H82ZM169 163V162H168ZM84 164V163H83ZM89 164V163H88ZM135 164V163H134ZM184 164H185V162H184ZM224 164V163H223ZM233 164V165H234ZM255 164H257L256 163V161H255ZM262 164H264V163H262ZM100 165V164H99ZM112 165V164H111ZM209 165V164H208ZM212 165H214V164H212ZM232 165V166H233ZM258 166L259 165H261V163H259V164H257ZM256 165V166H257ZM119 166V165H118ZM124 166V165H123ZM185 166V165H184ZM255 166V165H254ZM255 166V167H256ZM257 166V167H258ZM84 167V166H83ZM89 167V166H88ZM92 167V166H91ZM107 167V166H106ZM146 167V166H145ZM180 167V166H179ZM209 167V166H208ZM211 167H213V166H211ZM260 167V166H259ZM262 167H264V166H262ZM97 168H99V167H97ZM160 168V167H159ZM216 168V167H215ZM253 168V167H252ZM251 168V169H252ZM113 169V168H112ZM185 169V168H184ZM239 169V168H238ZM257 169H259V168H257ZM257 169H256V172H257ZM260 169H261V167H260ZM81 170H82V168H81ZM170 170V169H169ZM208 170V169H207ZM216 170V169H215ZM214 170V171H215ZM218 170V169H217ZM221 170V169H220ZM250 170V169H249ZM253 170H254V168H253ZM262 170H264V169H261L260 171H262ZM6 171V170H5ZM4 171V172H5ZM79 171V170H78ZM124 171H126V170H124ZM179 171V170H178ZM235 171V170H234ZM238 171V170H237ZM251 171V170H250ZM255 171V170H254ZM185 172V171H184ZM190 172V171H189ZM192 172V171H191ZM218 172V171H217ZM227 172V171H226ZM225 172V173H226ZM262 172H264V171H262ZM135 173V172H134ZM206 173V172H205ZM228 173V172H227ZM233 173V172H232ZM258 173H259V171H258ZM7 174V173H6ZM79 174V173H78ZM88 174H89V172H88ZM108 174V173H107ZM119 174V173H118ZM172 174V173H171ZM170 174V175H171ZM217 174V173H216ZM224 174V173H223ZM230 174V173H229ZM234 174V173H233ZM236 174V173H235ZM257 174V173H256ZM262 174H264V173H262ZM102 175V174H101ZM186 175V174H185ZM188 175V174H187ZM190 175H191V173H190ZM190 175H189V177H190ZM237 175V174H236ZM235 175V176H236ZM239 175H241V171H240V174ZM260 175H261V173H260ZM109 176V175H108ZM122 176V175H121ZM172 176V175H171ZM205 176V175H204ZM219 176V175H218ZM243 176V175H242ZM258 176V175H257ZM119 177H120V175H119ZM134 177V176H133ZM184 177V176H183ZM234 177V176H233ZM238 177V176H237ZM236 177V178H237ZM240 177V176H239ZM260 176H258V178H259ZM261 177H264V176H261ZM10 178V177H9ZM79 178V177H78ZM181 178V177H180ZM192 178V177H191ZM218 178V177H217ZM219 178H221V177H219ZM141 179V178H140ZM235 179V178H234ZM255 179V178H254ZM11 180V183L13 184V186L15 185L16 186V184L14 183V181H12V179H10ZM111 180V179H110ZM178 180H179V178H178ZM177 180V181H178ZM227 181L226 182H228V183H225V184H229L230 182L232 183L231 185H229V188L231 189V190H235V188H236V183H237V180H235L236 181V183H234V180L232 181V180H228V178L226 179ZM239 180V179H238ZM244 180V179H243ZM259 180V179H258ZM9 181V180H8ZM122 182L124 181V180H121ZM126 181H131V177L128 175V176H125V182ZM137 181V180H136ZM163 180H161V182H162ZM165 181V180H164ZM163 181V182H164ZM213 181V180H212ZM247 181V180H246ZM121 182V183H122ZM145 182H147V181H145ZM171 181H169V183H170ZM192 182H193V180H192ZM239 182V181H238ZM250 182H251V180H250ZM253 182V181H252ZM251 182V183H252ZM256 182V181H255ZM258 182V181H257ZM261 182H264V180H262ZM261 182H260V184H261ZM78 183V182H77ZM109 183V182H108ZM133 183H135V182H133ZM151 183V182H150ZM160 183V182H159ZM169 183H168V185H169ZM209 183V182H208ZM221 183V182H220ZM247 184L246 185H248V183H249V181L248 182H246ZM254 183V182H253ZM8 184H10V183H8ZM8 184H7V187H8ZM127 184V183H126ZM149 184V183H148ZM210 184V183H209ZM222 184H224V183H222ZM224 184V185H225ZM240 184V183H239ZM256 184V183H255ZM86 185V184H85ZM125 185V184H124ZM132 185V184H131ZM147 185V184H146ZM161 185V184H160ZM176 185V184H175ZM224 185L222 186V185H212V187H209L207 190H205V197H204V199H200V201H198L199 199H194L193 197H192V193L188 190V188H190L189 186H190V182L188 181V177H184L183 179H181L180 180V184H179V187L177 186V188H178V190H181V192H182V197L180 196V198H182L181 200L184 202V204L185 203H187V205L185 204V210L186 211H188L190 214L194 211V212H196L199 208H201L202 207V204L203 205H206V204H210V203H212L213 201H217V200H219V198H221L222 196H223V191H224V189H225V187H224ZM245 185V184H244ZM246 185H245V187H246ZM253 185V184H252ZM111 186V185H110ZM114 186V185H113ZM165 186H166V184H165ZM171 186V185H170ZM172 186H173V183H172ZM240 186H242V185H240ZM261 186H264V185H261ZM261 186L259 187V188H261ZM81 187V186H80ZM164 187V186H163ZM194 187H195V185H194ZM257 187V186H256ZM11 188V187H10ZM15 188V187H14ZM112 188V187H111ZM134 188V187H133ZM135 188H136V186H135ZM141 188V187H140ZM165 188V187H164ZM200 188V187H199ZM243 188V187H242ZM250 189L249 190H252L251 189V187H249ZM253 188H255V187H253ZM258 188V187H257ZM256 188V189H257ZM258 188V189H259ZM12 189V188H11ZM18 189V188H17ZM128 189V188H127ZM195 189V188H194ZM261 189H264V188H261ZM261 189L259 190L261 193H262V191H264V190H262L261 191ZM10 190V189H9ZM13 190H15V189H13ZM87 190V189H86ZM106 190V189H105ZM240 190V189H239ZM244 190V189H243ZM242 190V191H243ZM129 191V190H128ZM131 191H134V189H131ZM130 191V192H131ZM137 191V190H136ZM141 191V190H140ZM226 191V190H225ZM237 191V190H236ZM256 192L258 191V190H255ZM258 191V192H259ZM9 192V191H8ZM129 192V198H128V200L129 199H131V206H132V208H134V207H137L138 209H140V211H141V213L144 215V223H145V226H146V230L148 231V232H151V231H153L154 230V228H157V226H158V224L159 223H162L163 224V222L164 223H166L167 221H169L170 222V217H169V215H167V214H165L163 211H165V210H168L169 212H170V215H172V217L173 218H178L179 217V211L177 210V209H173L172 208V206H166L165 204H157L156 202L159 200V198L160 199H162V197L163 198H165L166 199V195H163V194H157V193H155V191H154V195H153V193L151 192V194H149L150 195V198H148L147 196L145 197H143L142 195V197H140L138 194H136V192H135V194L134 193H130ZM240 192V191H239ZM248 192V191H247ZM251 192V191H250ZM259 192V193H260ZM78 193V192H77ZM163 193H165L164 191H163ZM241 193V192H240ZM245 193V192H244ZM255 192H254V189H253V192H252V194H254ZM29 194V193H28ZM155 194H157V195H155ZM166 194V193H165ZM179 194V193H178ZM237 194V193H236ZM251 194V195H252ZM262 194H264V193H262ZM261 194V195H262ZM8 195V194H7ZM30 196H31V194H29ZM28 195V196H29ZM120 195V194H119ZM175 195V194H174ZM238 195V194H237ZM248 194L246 193V195L245 194H243V196L245 197V196H247ZM250 195V194H249ZM248 195V196H249ZM258 195H260V194H258ZM257 195V197H260V196H258ZM25 196V195H24ZM24 196H21V198H22V200L20 199V196H18V198H19V200H18V202H17V199H15L16 197L13 195L12 197H14V199H13V203H14V200H15V203H17V206H18V203H19V201H20V203H19V206L20 205H22L21 203L23 202V206L25 207V205L26 204H28V203H26L25 204V202H28L27 200H23V198H24ZM225 196V195H224ZM223 196V197H224ZM239 196V195H238ZM243 196H241L240 195V197L242 198ZM254 195H252L251 197H253ZM255 196H256V194H255ZM32 197V196H31ZM30 197V198H31ZM178 197H179V195H178ZM197 197H199V196H197ZM197 197H195V198H197ZM250 197V199L251 200H255V199H252ZM29 198V197H28ZM27 197H26V199H28ZM30 198L28 199L29 200V202L31 203V200H30ZM32 198H35V197H32ZM78 198V197H77ZM80 198V197H79ZM147 198L149 199V200H147ZM202 198V197H201ZM245 198H247V197H245ZM249 198V197H248ZM255 198V197H254ZM261 198V197H260ZM229 199V198H228ZM249 199V200H250ZM258 200H259V198H257ZM262 199H264V195H262ZM1 200V199H0ZM35 200V199H34ZM180 200V199H179ZM234 200H235V198H234ZM246 200V199H245ZM249 200H246V201H248L249 202ZM251 200H250V202H251ZM261 200V199H260ZM25 201V202H24ZM164 201V200H163ZM175 201H177V200H175ZM240 202H242L243 204H245L246 203V201H242V200H239ZM239 201L238 202H236L234 205H239L238 203H239ZM262 201H264V200H261V202ZM12 202L10 203L11 204V206H12ZM35 202V201H34ZM33 202V199H32V204L34 203ZM165 202V201H164ZM179 202H181V201H179ZM183 202H182V204H183ZM226 202V201H225ZM224 202V203H225ZM157 204L156 206H160V207H157V208H152V204ZM160 203V202H159ZM176 203V202H175ZM178 203V202H177ZM229 203H230V201H229ZM252 203V202H251ZM9 204V203H8ZM181 204V206H183ZM223 204V203H222ZM232 204V203H231ZM230 204V205H231ZM253 204V203H252ZM259 204V203H258ZM31 205V204H30ZM30 205L28 206L27 205V207H30ZM169 205V204H168ZM178 204H176V206H177ZM246 205H247V203H246ZM261 205V204H260ZM18 206V207H19ZM22 206V207H23ZM32 206V205H31ZM166 206V207H165ZM180 206V205H179ZM222 206V205H221ZM27 207H25L24 209H22L21 207V213H23V211H24V216L25 217H27L28 218V216L30 215V211H32V209L31 208H27ZM33 207V206H32ZM216 207V206H215ZM228 207H230L229 205H228ZM227 207V208H228ZM251 207H253V205L251 206ZM38 207H36V209H37ZM40 208V207H39ZM63 207H61L60 209H62ZM117 208V207H116ZM177 208H179V207H177ZM182 208V207H181ZM245 208V207H244ZM256 208V207H255ZM6 209V208H5ZM12 209V208H11ZM10 209V210H11ZM180 209V208H179ZM202 209V208H201ZM212 209V208H211ZM230 209V208H229ZM262 209V208H261ZM113 210V209H112ZM181 210V209H180ZM219 210V209H218ZM233 210V209H232ZM237 210V209H236ZM252 210V209H251ZM258 210V209H257ZM260 210V209H259ZM35 211V210H34ZM37 211V210H36ZM123 211V210H122ZM139 211V210H138ZM178 211V212H177ZM185 211V212H186ZM222 211V210H221ZM221 211H219V215H215V214H211L212 216H210L209 214L208 215H205V216H203V217H201L200 219H198V220H190V221H192V222H190V225H189V235H190V237H191V239L193 240V238L192 237H194L193 236V234L194 233H197V232H199L201 235H203V236H205L206 238H210L209 239V247L207 248L208 249V251L209 252H216V251H218V253L219 254H221V255H217L216 254V257L218 258V257H225V258H229V257H232L231 256V253H232V250L233 249H238V248H234V246H236L238 243H240V240H241V236H240V233H239V231L237 230V229H235V228H229V224H223L222 222H223V220L224 221H228L230 218L231 219H234V218H236V215L234 214V213H232L230 210H226L225 211V209L223 210L224 212L223 213H221ZM235 211V210H234ZM33 212V211H32ZM93 212V211H92ZM156 212H159V215L158 216H155L154 214L156 213ZM181 212V211H180ZM185 212L183 213L184 214V217H185ZM202 212H203V210H202ZM201 212V213H202ZM207 212V211H206ZM212 212V211H211ZM257 213H256V215L259 213L258 211H256ZM7 213V212H6ZM63 213L64 212H62L61 211V217H62V215H63ZM97 213V212H96ZM168 213V212H167ZM199 213H200V211H199ZM244 213H245V211H241L240 213L238 212V214H239V216H240V214H242V215H244ZM262 213H264V212H262ZM8 214V213H7ZM182 214V213H181ZM197 214V213H196ZM10 215V214H9ZM40 215V214H39ZM59 215V214H58ZM103 215V214H102ZM153 215V218L151 217V216ZM188 215V214H187ZM187 215H186V217H187ZM259 215H260V213H259ZM35 216V215H34ZM37 216V215H36ZM48 216V215H47ZM78 216V215H77ZM180 216H183V215H180ZM189 216V215H188ZM195 216V215H194ZM198 216V215H197ZM260 216H262V215H260ZM39 217V216H38ZM49 217H50V215H49ZM85 217V216H84ZM120 217V216H119ZM185 217V218H186ZM190 217V216H189ZM189 217H187V218H189ZM241 217V216H240ZM32 218V217H31ZM31 218H29V219H31ZM194 218V217H193ZM199 218V217H198ZM237 218H239V217H237ZM261 219L262 218H264V217H260ZM259 218V219H260ZM153 219V220H152ZM38 220V219H37ZM49 220V219H48ZM140 220V219H139ZM177 220V219H176ZM257 220V219H256ZM1 221V220H0ZM131 221V220H130ZM129 221V222H130ZM174 221V220H173ZM252 221H253V219H252ZM262 221H264V220H262ZM261 220H260V222H262ZM37 222V221H36ZM45 222V221H44ZM176 222V221H175ZM186 222V221H185ZM247 222H248V220H247ZM255 222V221H254ZM87 223V222H86ZM158 223V224H157ZM189 223V222H188ZM262 223H264V222H262ZM131 224V223H130ZM129 224V225H130ZM177 224V223H176ZM244 224H245V222H244ZM252 224H254V223H252ZM256 224V223H255ZM80 225V224H79ZM161 225V224H160ZM178 225H179V222H178ZM184 225V224H183ZM182 225V226H183ZM187 224L185 223V226H186ZM242 225V224H241ZM262 225V224H261ZM261 225H259V227L261 226ZM4 226V225H3ZM2 226V227H3ZM162 226V225H161ZM160 226V227H161ZM253 226V225H252ZM258 226V225H257ZM85 226L83 225V228H82V236H83V238H86V237H88L87 236V233H88V230H86V228H84ZM86 227H87V225H86ZM135 227V226H134ZM176 227V226H175ZM159 228V227H158ZM227 228H229V229H227ZM243 228V227H242ZM262 228V230H264V226H262L261 227ZM2 229V228H1ZM179 229H181V227L179 228ZM178 229V230H179ZM223 229H225V230H223ZM247 229V228H246ZM253 229H254V227H253ZM35 230V229H34ZM37 230V229H36ZM87 232H86V231ZM221 230H223L222 231V233H220L221 232ZM11 231V230H10ZM39 231V230H38ZM81 231V230H80ZM220 231V232H219ZM104 232H105V230H104ZM135 232V231H134ZM154 232V231H153ZM216 232H219L220 233V236H217L216 238H214V237H212V235L214 234V233H216ZM241 232V231H240ZM257 232V230L255 231V233ZM260 232V231H259ZM12 233V232H11ZM80 233V232H79ZM137 233V232H136ZM179 233V232H178ZM178 233H172V236L174 235L175 236V234H177L178 235ZM246 232H244V234H245ZM253 233V232H252ZM262 233H264V232H262ZM261 233V234H262ZM185 234V233H184ZM198 234V233H197ZM247 234V233H246ZM246 234H245V236H246ZM79 235V234H78ZM140 235V234H139ZM176 235V236H177ZM262 235H264V234H262ZM261 235V236H262ZM173 236V240H175V237ZM179 237H180V235H178ZM177 236V237H178ZM257 236V235H256ZM258 236H259V234H258ZM80 237V236H79ZM176 237V238H177ZM179 237H178V239H176V240H180L179 239ZM198 237H199V235H198ZM197 237V238H198ZM219 237V238H218ZM139 238V237H138ZM142 238V237H141ZM195 238V237H194ZM196 238V239H197ZM201 238V237H200ZM11 239V238H10ZM9 239V240H10ZM154 239V238H153ZM82 240H84V239H82ZM175 240V241H176ZM15 241V240H14ZM26 241V240H25ZM28 241V240H27ZM90 241L91 240H89V242L88 241H86V244L83 242V250H81L82 252L81 253H83V256L84 257H82V259H84V258H86V257H88L89 255H95V249L93 248V245L90 243ZM171 241H172V237H171ZM175 241H173V242H175ZM181 241V240H180ZM179 241V242H180ZM24 242V241H23ZM92 242V241H91ZM172 242V243H173ZM42 243V242H41ZM40 243V251L39 252H42V251H45L46 250V247L44 246V245H42ZM82 243V242H81ZM176 243H178V241L176 242ZM176 243L174 244V246H177L176 245ZM28 244V243H27ZM39 244V243H38ZM37 244V245H38ZM261 244V243H260ZM46 245V244H45ZM80 245V244H79ZM138 245V244H137ZM242 245V244H241ZM241 245H238V246H241ZM173 246V245H172ZM238 246H236V247H238ZM26 247V246H25ZM25 247H23V249L25 248ZM79 247V246H78ZM132 247V246H131ZM27 248V247H26ZM34 248L36 249V247L34 246ZM48 248V247H47ZM82 248V247H81ZM27 249H29V250H33L32 248L30 249V248H27ZM38 249H39V247H38ZM180 249V248H179ZM205 249V248H204ZM243 249V248H242ZM247 249V248H246ZM26 250V249H25ZM25 250H23V251H25ZM29 250H26L25 251V254L24 255H26V257H28V258H30L31 260L32 259H34V258H36L35 257V255H39V254H41V253H39V254H37V249L35 250V251H33V252H35V254H32ZM78 250H80V248H78ZM171 250V249H170ZM248 250V249H247ZM261 253H262V256H261V258L260 259H262V258H264V247H261V248H259L258 249ZM147 251V250H146ZM193 251V250H192ZM234 251V250H233ZM241 251H244V250H241ZM46 252H47V250H46ZM140 252V251H139ZM194 252V251H193ZM206 252V251H205ZM248 252V251H247ZM5 253V252H4ZM23 253V252H22ZM79 253V252H78ZM201 254V253H200ZM202 254H204V252L202 253ZM215 254V253H214ZM227 254V255H226ZM236 254V253H235ZM44 254H42L41 255V257H45V256H43ZM79 255H80V253H79ZM78 255V256H79ZM129 255V254H128ZM134 255V254H133ZM133 255L131 256V257H133ZM209 255V254H208ZM233 255V254H232ZM6 256V255H5ZM82 256V255H81ZM126 256V255H125ZM124 257V256H123ZM137 257V256H136ZM186 257V256H185ZM22 258V257H21ZM40 258V257H39ZM39 258H37L38 260H39ZM78 258H80V257H78ZM125 258V257H124ZM146 258V257H145ZM150 258V257H149ZM216 258V259H217ZM248 258V257H247ZM9 259V258H8ZM41 259V258H40ZM128 259V258H127ZM130 259V258H129ZM128 259V260H129ZM182 259V258H181ZM185 259V258H184ZM232 260H233V258H231ZM248 259H250V258H248ZM248 259H246V257H244V256H239L238 255V257L237 258H235L232 262H231V264H248ZM36 260V259H35ZM141 260V259H140ZM150 260V259H149ZM171 260V259H170ZM221 260H222V258H221ZM253 260V259H252ZM251 260V261H252ZM14 261V260H13ZM24 261V260H23ZM40 261H42V260H40ZM80 261V260H79ZM145 261V260H144ZM147 261L148 260H146V263H147ZM261 261H264V260H261ZM1 262V261H0ZM4 262V261H3ZM215 262V261H214ZM258 262V261H257ZM26 263V262H25ZM122 263V262H121ZM142 263H143V260H142ZM148 263H150V262H148ZM218 263V262H217ZM220 263V262H219ZM230 263V262H229ZM131 264H132V262H131ZM136 264V263H135ZM168 264V263H167ZM258 264H259V262H258ZM262 264V263H261Z\"/></svg>",
	"mask_w": 264,
	"mask_h": 264
}]
</instances>
